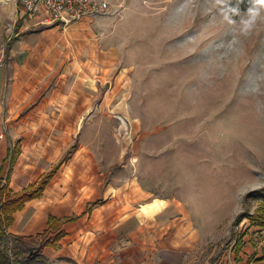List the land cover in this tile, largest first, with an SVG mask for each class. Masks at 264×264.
Segmentation results:
<instances>
[{
  "label": "rangeland",
  "instance_id": "obj_1",
  "mask_svg": "<svg viewBox=\"0 0 264 264\" xmlns=\"http://www.w3.org/2000/svg\"><path fill=\"white\" fill-rule=\"evenodd\" d=\"M107 1L130 85L116 170L185 212L169 231L191 237L182 264H264V228L250 217L264 210V4H252L253 19L223 0ZM0 185L1 215L10 193ZM158 257L150 264L167 262Z\"/></svg>",
  "mask_w": 264,
  "mask_h": 264
},
{
  "label": "crops",
  "instance_id": "obj_2",
  "mask_svg": "<svg viewBox=\"0 0 264 264\" xmlns=\"http://www.w3.org/2000/svg\"><path fill=\"white\" fill-rule=\"evenodd\" d=\"M113 22L106 14L65 26L0 0V176L11 194L47 180L6 232L38 239L60 223L47 264H150L159 255L182 264L191 237L169 231L187 224L185 212L116 170L124 147L115 127L129 114L118 100L130 85Z\"/></svg>",
  "mask_w": 264,
  "mask_h": 264
},
{
  "label": "trees",
  "instance_id": "obj_3",
  "mask_svg": "<svg viewBox=\"0 0 264 264\" xmlns=\"http://www.w3.org/2000/svg\"><path fill=\"white\" fill-rule=\"evenodd\" d=\"M226 5V10L228 13L236 18L239 12H244L252 8L253 0H223ZM14 158L11 160L13 164ZM2 174V169H0V175ZM47 180H43L36 188H31L23 191L19 194H11L6 197L1 209L0 215V264H47L45 257L43 255V250L47 246H55L56 241L60 238L61 232L57 235L55 240L51 238L48 239L49 235L55 234L60 229V223L53 222L50 229L40 236L38 239H24V238H13V243L15 244L14 249L10 252L7 248L3 247L4 240L8 239L6 229L13 222V215L20 211L25 203L32 199L41 196ZM7 185V184H6ZM4 192L0 185V199L2 198ZM250 197H257V194H252ZM253 220L254 225L264 228V210L261 208L254 215L250 216ZM243 220V216L240 217L236 224H239ZM38 241H41L40 243ZM35 242L38 243L35 246ZM242 241L240 240V243ZM28 243L30 244L28 245ZM32 244L34 246L32 247Z\"/></svg>",
  "mask_w": 264,
  "mask_h": 264
},
{
  "label": "built area",
  "instance_id": "obj_4",
  "mask_svg": "<svg viewBox=\"0 0 264 264\" xmlns=\"http://www.w3.org/2000/svg\"><path fill=\"white\" fill-rule=\"evenodd\" d=\"M11 2L24 8L31 16L45 11L53 21L65 26L85 18L106 15L110 11L107 0H11Z\"/></svg>",
  "mask_w": 264,
  "mask_h": 264
},
{
  "label": "clouds",
  "instance_id": "obj_5",
  "mask_svg": "<svg viewBox=\"0 0 264 264\" xmlns=\"http://www.w3.org/2000/svg\"><path fill=\"white\" fill-rule=\"evenodd\" d=\"M253 4H264L261 2V0H253ZM249 13L252 14V17L253 19L255 18L256 15H258V10L253 7V8H250L249 9ZM243 23L246 25V26H250L251 24V20H248V21H243Z\"/></svg>",
  "mask_w": 264,
  "mask_h": 264
},
{
  "label": "snow or ice",
  "instance_id": "obj_6",
  "mask_svg": "<svg viewBox=\"0 0 264 264\" xmlns=\"http://www.w3.org/2000/svg\"><path fill=\"white\" fill-rule=\"evenodd\" d=\"M262 3H264V0H261Z\"/></svg>",
  "mask_w": 264,
  "mask_h": 264
}]
</instances>
